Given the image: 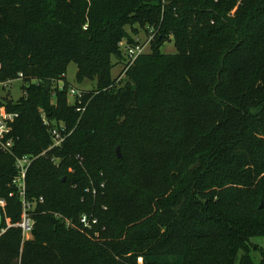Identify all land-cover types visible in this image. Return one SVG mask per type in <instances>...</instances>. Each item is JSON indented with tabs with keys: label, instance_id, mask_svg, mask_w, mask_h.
Wrapping results in <instances>:
<instances>
[{
	"label": "trees",
	"instance_id": "16d2710c",
	"mask_svg": "<svg viewBox=\"0 0 264 264\" xmlns=\"http://www.w3.org/2000/svg\"><path fill=\"white\" fill-rule=\"evenodd\" d=\"M139 28L149 51L127 65ZM71 61L96 85L72 103ZM19 73L0 264H264V0H0V81ZM43 114L66 125L60 147Z\"/></svg>",
	"mask_w": 264,
	"mask_h": 264
},
{
	"label": "built area",
	"instance_id": "2783aa9c",
	"mask_svg": "<svg viewBox=\"0 0 264 264\" xmlns=\"http://www.w3.org/2000/svg\"><path fill=\"white\" fill-rule=\"evenodd\" d=\"M153 36V35H152ZM151 36L146 40V43H135V44H121V48L124 51V55L127 59V62L131 64L139 55L145 53L147 51L146 44L149 43L151 40ZM22 74L19 73V77H21ZM82 91L75 88L69 89V95L73 96V98L77 99L78 102L81 101L82 97ZM84 106H76L75 110L78 112L84 111ZM18 117L17 112H10L7 111L4 107H0V149L3 151H9L13 144V139L10 136L12 124L15 121V119ZM42 121L43 124L48 126V131L51 138V148H57L60 147L62 142L67 137V127L63 123H57L53 124L45 117V115H42ZM44 154V153H43ZM34 158L28 155H24L20 158H17L15 161V167L17 170L16 176L13 179V183L17 186L18 194L20 195L21 204H22V214H21V220L18 223V226L21 228L22 235L26 238L30 237L31 231L33 228L34 221L30 214L28 213V209L30 207V203L26 200L25 197V177L28 170L29 165L31 164V161ZM92 193L95 194L96 190L93 188ZM0 207L2 208L3 212L5 213L4 203L3 200H0ZM79 222L81 225L86 229H91L94 225L97 224V219L92 216H88L86 214H82L80 216ZM7 226H9V223L6 222ZM5 231V228L0 229V234H2ZM137 263L143 264V258L137 257Z\"/></svg>",
	"mask_w": 264,
	"mask_h": 264
},
{
	"label": "rangeland",
	"instance_id": "374dc122",
	"mask_svg": "<svg viewBox=\"0 0 264 264\" xmlns=\"http://www.w3.org/2000/svg\"><path fill=\"white\" fill-rule=\"evenodd\" d=\"M139 40L141 43H146V34L144 31H142L139 28ZM124 44V42H126V40H122ZM120 45V44H119ZM121 46V45H120ZM147 46V50L149 51V45L146 44ZM122 47V46H121ZM161 51L162 52H166V53H172L175 52V47L173 44V41L167 42L165 43L162 47H161ZM122 64L119 63H114L113 62V67L111 70V75L113 77H116L118 75V73H120V71L122 70ZM76 72H77V65L71 61L68 66H67V71L65 74V79L59 81V85H63L64 82L67 83L68 87H72L75 89H79V90H86L88 88H94L95 82L93 81H88V80H84L82 82H79L76 79ZM23 88H22V80L19 77V79H15V80H7V81H0V107H3V103H8V102H15L18 99H20L23 96ZM68 100L69 102H73V96L69 95L68 93ZM119 149V153H121L120 147L119 146H115L113 147L114 152H116V150ZM0 209L2 210V208L0 207ZM1 229V228H0ZM94 231L98 232V237H95L94 233L93 235L89 234V238L93 241H97L101 239V236L99 233H101V231H99V229L94 228ZM24 237V236H23ZM25 239H27L26 237H24ZM29 238V237H28ZM254 241H259V239H254ZM254 260L256 262H258L259 260V254L255 253L254 254Z\"/></svg>",
	"mask_w": 264,
	"mask_h": 264
},
{
	"label": "water",
	"instance_id": "95a60500",
	"mask_svg": "<svg viewBox=\"0 0 264 264\" xmlns=\"http://www.w3.org/2000/svg\"><path fill=\"white\" fill-rule=\"evenodd\" d=\"M116 154L118 157H120L119 149L116 150Z\"/></svg>",
	"mask_w": 264,
	"mask_h": 264
}]
</instances>
